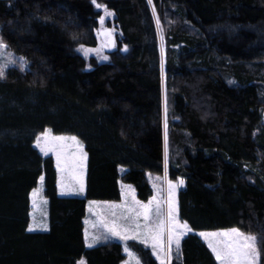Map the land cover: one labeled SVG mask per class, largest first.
I'll use <instances>...</instances> for the list:
<instances>
[{"label":"trees","instance_id":"trees-1","mask_svg":"<svg viewBox=\"0 0 264 264\" xmlns=\"http://www.w3.org/2000/svg\"><path fill=\"white\" fill-rule=\"evenodd\" d=\"M105 3L121 32L120 51L113 63L86 68L77 47L98 42L100 11L91 0H0V38L25 63L0 78V264H78L82 257L121 264L120 242L86 246L87 202L118 201L120 180L147 201L148 174L165 173L162 58L151 3ZM154 3L160 18L175 22L166 31L177 119L168 173L185 182L180 218L194 231L238 227L258 236L264 264V0ZM47 127L83 142L85 197L59 195L55 160L35 146ZM41 176L50 228L30 232V194ZM135 247L143 264H160L149 248ZM171 264L218 262L191 233Z\"/></svg>","mask_w":264,"mask_h":264},{"label":"rangeland","instance_id":"rangeland-1","mask_svg":"<svg viewBox=\"0 0 264 264\" xmlns=\"http://www.w3.org/2000/svg\"><path fill=\"white\" fill-rule=\"evenodd\" d=\"M93 2V0H91ZM161 1V0H158ZM95 8L100 11V17H99V25L96 29V35L98 37V42L95 46H78L77 50L84 56L86 61V68H91L96 63H113L114 62V56L119 54V39L121 38V32L119 27L117 26L115 22V14L114 12L107 7L105 0H96V3H93ZM154 0L151 2V6L153 9V13L155 16L156 21V27L158 31V37H159V47L161 51V58H162V125H163V137H164V149L166 154V163H165V173L163 175H156V174H148V180L152 186L153 189V196L150 198V219L147 221L148 225L150 226V223L154 222L153 228L155 229L157 225L163 224V243L165 245L166 240L170 238L171 235V229L172 225L171 222L168 224L170 228V232H168L169 235H167V220H168V209H169V184L177 185L176 191L180 188L179 179L172 181L169 178V170H168V163L170 161V153H171V137H170V124L171 120H177L171 113V102H170V90L167 86V74H166V60H167V38H169L168 33L166 37V31L168 30V27L170 24H175L174 21L170 20L169 16L162 13L161 18L158 16L157 9H155L154 6ZM97 5H100V7H97ZM105 8L107 11H105ZM111 13V14H109ZM180 24V22L178 23ZM188 24V23H186ZM0 40H2L0 38ZM3 41V40H2ZM3 43H5L3 41ZM6 44V43H5ZM7 45V44H6ZM8 46V45H7ZM179 46L174 47L171 45L169 49H178ZM14 61V62H12ZM0 64H6L5 68V74L6 76L7 71L11 67H20L25 68L24 60L20 57H18L14 52H12L9 47L5 50V54L3 56H0ZM165 109H167V112L165 113ZM165 121L167 123V127L165 128ZM262 123L264 125V112H263V119ZM48 129H51L49 127L45 128L38 137H41V145L37 146V143L35 142V146L37 149L45 156H52L55 160L56 169L59 172V178H58V193L61 196H80L85 197L81 195V192L79 191V176L81 174V169L79 167L80 163V149L78 148L77 144L72 141L71 139H65L63 141L54 142L51 146L46 148L45 151H42L41 148L44 147L43 143V137L41 136L42 133H45ZM52 130V129H51ZM51 135L54 137L64 136V137H72L74 135H68V134H57L53 130L51 132ZM76 137V136H75ZM77 139L82 143L83 145V151L84 150V144L83 142L77 137ZM37 140V139H36ZM171 147V148H170ZM57 153H59V160L57 159ZM125 169H121V173H123ZM43 177V176H41ZM86 177H87V159L84 161V168H83V183L86 193ZM182 179V178H181ZM120 185H123V188L125 190V194L127 195V190L131 186L132 189L136 191L134 186L130 183L121 181ZM44 177L43 180L39 179V182L37 186L32 190L31 192V208H30V223L29 227H33L34 230L30 232H36V231H47L50 228V221H49V201L44 195ZM35 192V196H33V193ZM78 195H74V194ZM84 193V194H85ZM131 193V192H130ZM160 193H162L160 195ZM179 194V192H177ZM133 195V194H132ZM131 195V196H132ZM130 198H133L131 197ZM164 196V199L167 200L166 205L163 206L164 210L162 211V214L159 215V202L162 197ZM155 198V200L153 199ZM121 199V198H120ZM92 203L90 207H93V205H97V203H101L102 206H100L98 209L95 207L90 208L92 213L91 216H89L87 220V226H88V243L91 242L92 236H98L100 237L99 241L93 246H98L102 244H106L107 242L111 241H118L123 246L124 254L126 255L125 260L121 264H143V260L140 256V254L136 251L135 243H140L144 247L149 248L148 245L151 244L150 242L148 244L139 242L136 239L129 238L127 240L121 239L119 236H113L111 235L107 228L104 227V224H111L113 221H115L117 224H123L126 223L127 219L131 217V219L134 218L132 216L133 214L128 215L127 212L124 211L125 202L121 203H113L111 201H105V200H92ZM111 202V203H109ZM164 202V204H165ZM104 203V204H103ZM127 203V200H126ZM119 206V207H115ZM141 210V209H140ZM139 210V211H140ZM142 211V210H141ZM124 223H123V221ZM126 220V221H125ZM145 224L146 221L144 220L143 216L139 217L138 223L141 224V221ZM46 224L47 230H44L40 226ZM95 225V227H93ZM132 225V223L130 224ZM143 225V224H141ZM96 226H99L97 229ZM134 227V226H133ZM238 228V227H233ZM29 229V228H28ZM232 228L227 229H217V230H203L201 232H209V233H218V232H224L228 231ZM240 229V228H238ZM242 232H244L246 235H254L251 233H248L242 229H240ZM146 231L144 229L140 235V240L143 239V232ZM105 236H107V239H105ZM218 243L221 247H224L232 242V238L230 237H216L215 241ZM86 246L88 247L87 243ZM92 248V247H88ZM127 248L128 251H125ZM174 248V249H173ZM176 246L173 243L172 244V252L175 251ZM258 264L260 263V258ZM83 261L84 264H87V260L85 257H82L78 264ZM220 264V262H219Z\"/></svg>","mask_w":264,"mask_h":264},{"label":"snow or ice","instance_id":"snow-or-ice-1","mask_svg":"<svg viewBox=\"0 0 264 264\" xmlns=\"http://www.w3.org/2000/svg\"><path fill=\"white\" fill-rule=\"evenodd\" d=\"M152 0H149L151 3ZM93 3H96V0H93ZM100 7V5H97ZM105 11L107 9L105 8ZM111 14V13H109ZM7 45L0 40V56L5 54V50L7 49ZM127 48L125 47V51ZM14 62V61H12ZM6 64H0V78L4 77ZM167 109H165V113ZM167 127V123L165 121V128ZM52 130L48 129L45 133H42L44 147L41 148L42 151H45L46 148L51 146L54 142L63 141L65 139H71L74 141L78 148L80 149V163L79 167L81 169V174L79 176V191L83 193L84 191V183H83V168L84 161L87 159V153L83 151L82 143L77 139V137H54L51 135ZM37 146L41 145V137H37L36 140ZM57 159L59 160V153H57ZM43 180V177L40 178ZM183 184V180L179 182ZM177 185L169 184V209H168V218L171 222L172 229L171 235L168 240L167 246L163 243V224L157 225L154 229L150 227L147 223L150 219V204H141L139 201H136L135 204L142 209V211H136V209H130V212H135V216L132 219V225H123L117 224L113 221L111 224H104V227L107 228L108 232L113 236H119L121 239L127 240L129 238L136 239L141 235V228L143 227L146 231L143 232L142 243L148 244L151 242V247L153 253L157 255V258L160 260V264H170L171 261V252H172V244L174 243L176 246V250L179 251L180 248V240L187 232L192 231V229L188 226L187 222L179 223L177 220L178 207L175 199V190ZM35 196V192L33 193ZM155 200V198H153ZM95 202H90V205ZM119 207V206H115ZM159 211V209H157ZM140 216H143L146 223L141 226L138 223V219ZM87 223V221H86ZM134 226V227H133ZM44 230H47V225L43 224L40 226ZM95 227V225H93ZM33 227H29L28 231H33ZM135 233V234H131ZM199 235L203 237L207 242L209 248H211L212 252L215 254L216 259L220 262V264H258L259 255H260V238L256 235H246L238 228H232L228 231L218 232V233H207L200 232ZM230 237L232 238V242L228 245L221 247L218 243L214 242L216 237ZM85 238L88 239L87 230H85ZM100 237L92 236L91 242L88 243V247H93L98 241ZM107 239V236H105ZM165 247L167 250H165ZM125 251H128L127 248ZM80 264H84L83 261Z\"/></svg>","mask_w":264,"mask_h":264},{"label":"crops","instance_id":"crops-1","mask_svg":"<svg viewBox=\"0 0 264 264\" xmlns=\"http://www.w3.org/2000/svg\"><path fill=\"white\" fill-rule=\"evenodd\" d=\"M84 150H85V146H84ZM87 153V152H86ZM87 161H88V155H87ZM59 173V172H58ZM58 178H59V175H58ZM172 181H174V180H172ZM124 182V181H123ZM179 182H180V180H179ZM121 183V182H120ZM181 184H180V188H179V190L178 191H176L175 190V199H176V202H177V207H178V214H177V220H178V222L179 223H183V222H185V221H183V220H181V218H180V215H179V199H178V193L177 192H180V190H181ZM120 187H121V199H119L118 201H111V202H113V203H121V202H125V207L123 208L124 209V211L125 212H127V214L128 215H130V214H133L132 216H135V212H130L129 210L130 209H136V211H139L140 210V208L135 204V202L136 201H139L141 204H149L150 203V199L149 200H147V201H142V200H140L138 197H137V191H135L134 189H132L131 188V186L129 187V189L127 190V192H128V194L126 195L125 193V190H124V188H123V185H120ZM131 192V193H130ZM85 188H84V191H83V193H81V195L82 196H85ZM133 194V195H132ZM162 193H160V195H161ZM74 195H78V194H74ZM132 195V196H131ZM130 196L131 197H133V198H130ZM153 196V195H152ZM80 197V196H79ZM170 198V197H169ZM126 200H127V203H126ZM169 200V199H168ZM165 201H167V200H165L164 199V196L162 197V199L160 200V201H158L159 202V215H161L162 214V211L164 210L163 209V206H165L166 205V202ZM90 202H92V200H89L88 202H87V212H86V217H85V230H87L88 231V224L86 223V221L88 220V218H89V216H91L92 214H94V212L92 213V211L90 210V208H93V207H95L96 209H98L100 206H102L101 205V203H97V205H93V207H90ZM111 202H109V203H111ZM164 202H165V204H164ZM104 204V203H103ZM142 210V209H141ZM140 210V211H141ZM164 212H165V210H164ZM131 216V215H130ZM141 217V216H140ZM123 221V220H122ZM126 221V220H125ZM141 221V220H140ZM123 223H124V221H123ZM132 223V219H131V217H129L128 219H127V221H126V223H124V225H130ZM170 223V220H169V218H168V220H167V230H166V233H167V235H169L168 234V232H170V228H169V224ZM141 224H143L144 225V223H143V221H141ZM140 224V225H141ZM151 225H150V227H152L153 228V225H154V222L153 223H150ZM188 224V223H187ZM143 225H141V226H143ZM188 226H189V224H188ZM99 226H96V228L97 229H99L98 228ZM190 227V226H189ZM191 228V227H190ZM192 229V228H191ZM144 230V228L142 227L141 228V233H142V231ZM201 231H194L193 229H192V231H190V232H187V234L186 235H184L183 237H182V239L185 237V236H187L188 234H191V233H195V234H197L203 241H205L206 243H207V245H208V242L203 238V237H201L200 235H199V233H200ZM207 233H209V232H207ZM131 234H135V233H131ZM139 240H138V239ZM136 238V240H138L139 242L140 241H142V240H140V236H138ZM182 239L180 240V244H181V241H182ZM85 240H86V238H85ZM168 240L169 239H167L166 240V243H165V246H167V244H168ZM88 239L86 240V243H87V245H88ZM151 243V242H150ZM148 247H149V249L152 251V253H153V250H152V247H151V244H149L148 245ZM174 249V248H173ZM211 249V248H210ZM165 250H167V248L165 247ZM212 251V250H211ZM213 253V252H212ZM214 254V253H213ZM153 256L157 259V261L160 263V260L157 258V255L156 254H154L153 253ZM214 256H215V254H214ZM172 257H173V252H171V261H170V264H171V262H172ZM215 258H216V256H215ZM217 260V259H216ZM217 262L219 263V261L217 260Z\"/></svg>","mask_w":264,"mask_h":264}]
</instances>
